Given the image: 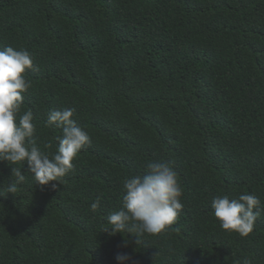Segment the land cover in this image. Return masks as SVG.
Returning <instances> with one entry per match:
<instances>
[{
	"label": "trees",
	"instance_id": "trees-1",
	"mask_svg": "<svg viewBox=\"0 0 264 264\" xmlns=\"http://www.w3.org/2000/svg\"><path fill=\"white\" fill-rule=\"evenodd\" d=\"M6 46L39 68L25 72L21 106L37 146L57 150L61 129L46 121L58 108L76 110L91 143L57 188L0 162V264H118V253L127 264H264V214L240 236L211 207L244 192L264 206V0H0ZM149 160L177 172V221L154 236L104 232L124 178ZM11 167L26 176L15 194Z\"/></svg>",
	"mask_w": 264,
	"mask_h": 264
},
{
	"label": "clouds",
	"instance_id": "clouds-1",
	"mask_svg": "<svg viewBox=\"0 0 264 264\" xmlns=\"http://www.w3.org/2000/svg\"><path fill=\"white\" fill-rule=\"evenodd\" d=\"M27 69L39 70L29 51L12 46L0 50V162L23 164V167L26 163L36 184H51L52 188H57L61 178L73 171L74 159L91 143V137L73 119L74 108H58L48 112L46 121L48 126L61 129L62 134L56 137L57 150L49 154L37 146L33 111L21 112L24 94L32 87L25 77ZM50 147L51 144L45 145V148ZM12 176L15 179L6 186V193L15 194L26 176L21 167H11ZM182 195L172 164L166 160H149L143 174L124 178L121 207L107 215L110 227L103 231L110 235L131 232L140 237L165 233L175 224L184 207ZM100 204L97 197L90 205L91 211L95 212ZM211 207L220 227L240 236L249 235L257 219L264 214L259 197L248 192L235 199L226 194L214 196ZM115 258L118 264L131 260L126 253H118ZM235 264H252V261L243 257Z\"/></svg>",
	"mask_w": 264,
	"mask_h": 264
}]
</instances>
